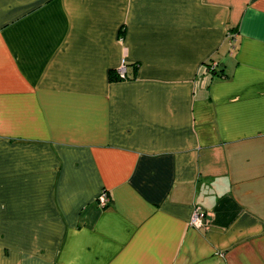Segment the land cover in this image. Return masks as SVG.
I'll use <instances>...</instances> for the list:
<instances>
[{"label":"crops","instance_id":"obj_1","mask_svg":"<svg viewBox=\"0 0 264 264\" xmlns=\"http://www.w3.org/2000/svg\"><path fill=\"white\" fill-rule=\"evenodd\" d=\"M0 264H264V0H0Z\"/></svg>","mask_w":264,"mask_h":264},{"label":"built area","instance_id":"obj_2","mask_svg":"<svg viewBox=\"0 0 264 264\" xmlns=\"http://www.w3.org/2000/svg\"><path fill=\"white\" fill-rule=\"evenodd\" d=\"M119 76L124 77L125 75V65L124 62L122 61V64L118 70ZM104 203V199H101V204ZM205 217V213L200 210L199 208H195L192 216L189 219V224L192 225L193 227H198L201 225L203 219Z\"/></svg>","mask_w":264,"mask_h":264},{"label":"trees","instance_id":"obj_3","mask_svg":"<svg viewBox=\"0 0 264 264\" xmlns=\"http://www.w3.org/2000/svg\"><path fill=\"white\" fill-rule=\"evenodd\" d=\"M206 64H207L208 71H210V73H214L215 68L212 67V65L208 62ZM216 74L221 75L220 72H218V73L216 72ZM124 76L126 77V75H124ZM118 78H120V76L116 71H114V70L109 71V79L114 80V79H118Z\"/></svg>","mask_w":264,"mask_h":264}]
</instances>
